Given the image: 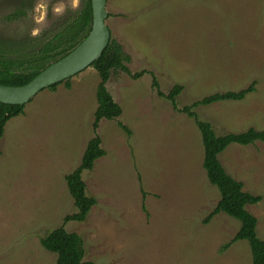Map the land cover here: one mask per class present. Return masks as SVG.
Segmentation results:
<instances>
[{
	"label": "rangeland",
	"instance_id": "374dc122",
	"mask_svg": "<svg viewBox=\"0 0 264 264\" xmlns=\"http://www.w3.org/2000/svg\"><path fill=\"white\" fill-rule=\"evenodd\" d=\"M31 1L14 17L18 0H0L4 48L49 35L81 0ZM106 10L130 74L144 73L135 79L110 71L105 86L121 114L96 128L100 79L92 66L70 77L69 87L41 90L7 120L0 137V264H54L56 254L39 240L59 226L81 237L84 259L94 264H251L246 240L221 249L240 222L223 212L208 218L219 191L202 167L199 130L180 109L254 82L240 100L194 110L217 135L264 130V0H107ZM153 77L165 94L182 85L176 109L156 93ZM94 135L104 153L81 178L95 203L82 221L64 222L77 210L64 176ZM217 158L244 191L261 197L246 209L264 240V140L230 144Z\"/></svg>",
	"mask_w": 264,
	"mask_h": 264
},
{
	"label": "trees",
	"instance_id": "16d2710c",
	"mask_svg": "<svg viewBox=\"0 0 264 264\" xmlns=\"http://www.w3.org/2000/svg\"><path fill=\"white\" fill-rule=\"evenodd\" d=\"M32 3L31 0H18L14 17H18L25 7H32ZM91 25V1L81 0L79 8L73 11L67 10L65 16L56 23L49 35L45 31L41 36L35 37L34 42L28 39L24 42L17 41L14 42L12 48L10 46L4 48L5 42H0V84L18 86L29 82L41 70L77 46L88 34ZM128 60L129 57L122 51L120 44L110 37L100 57L90 65L96 70L100 79L95 91L97 106L94 111L93 128L97 127L100 119L110 120L121 114L120 106L113 100L105 86L110 71L121 70L135 79L144 73V71H139L130 74L125 64ZM62 82L66 87H69V78ZM57 84H52L48 88L54 89ZM152 85L155 87L156 93L167 99L173 109H176V96L181 92L182 85H174L167 94L158 89L154 77ZM253 85L254 82L238 91L227 90L204 95L201 99L184 106L180 111L193 118L199 130L203 145L202 167L209 183L219 191V200L209 212L208 218L223 212L240 222L237 232L230 241L222 245L221 249H226L237 240H246L251 251V264H264V240L258 238L256 218L246 209L248 205L259 202L261 197L244 191L242 183L230 176L217 158V155L230 144L247 145L253 144L257 140H264V130L249 128L243 132L217 135L210 122L199 119L194 110L198 106H205L222 100H240L248 92L253 91ZM22 108L23 105L0 103V137L7 120L22 113ZM120 126L128 132L127 127L121 123ZM103 153L104 151L100 147V139L94 135L88 140L78 166L64 176L66 188L77 209L75 213L65 215L63 217L64 222L69 220L82 221L95 203V198L88 196L85 192V183L81 178V173L83 170L91 169L94 160L101 157ZM39 241L46 250L56 254L54 264H94L92 261L84 259L85 251L81 237L75 232H67L62 226L46 233Z\"/></svg>",
	"mask_w": 264,
	"mask_h": 264
},
{
	"label": "water",
	"instance_id": "95a60500",
	"mask_svg": "<svg viewBox=\"0 0 264 264\" xmlns=\"http://www.w3.org/2000/svg\"><path fill=\"white\" fill-rule=\"evenodd\" d=\"M90 1L92 25L85 38L29 82L18 86L0 84V103L24 105L41 90L83 71L100 57L110 40V31L105 22L107 0Z\"/></svg>",
	"mask_w": 264,
	"mask_h": 264
}]
</instances>
